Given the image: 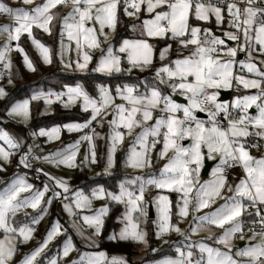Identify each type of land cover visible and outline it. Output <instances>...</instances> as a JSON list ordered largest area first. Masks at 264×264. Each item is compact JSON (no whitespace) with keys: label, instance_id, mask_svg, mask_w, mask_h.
<instances>
[{"label":"rangeland","instance_id":"374dc122","mask_svg":"<svg viewBox=\"0 0 264 264\" xmlns=\"http://www.w3.org/2000/svg\"><path fill=\"white\" fill-rule=\"evenodd\" d=\"M143 1L144 7L119 0H0V106L15 88L17 53L32 81L39 76L35 58L49 69L54 54L69 74L139 79L114 88L98 84L93 93L82 82L60 90L34 86L8 104L0 126V264H34L59 239L47 264H240L264 255L260 234L234 239L248 208L243 200L253 201L251 190L264 187V146L249 145L258 129L264 139V23L249 25L255 12L248 10L237 43L230 21L227 29L197 23L191 0ZM120 11L132 21V36L115 41ZM32 25L58 35L55 51L35 38ZM19 35L27 37L28 50ZM224 91L233 96L220 102ZM203 97L215 112L199 109ZM55 105L79 107L90 118L27 130L32 108L49 115ZM239 107L245 112L230 122V143L216 116ZM161 131L164 139L153 142ZM39 157L44 161L34 171L42 181L35 183L26 173ZM206 160L214 165L202 176ZM232 160L261 177L253 184L244 175L224 178L223 165ZM115 173V188L107 189L99 179ZM110 203L122 213L109 237L136 243L132 259L99 248ZM21 217L32 221L15 226Z\"/></svg>","mask_w":264,"mask_h":264},{"label":"trees","instance_id":"16d2710c","mask_svg":"<svg viewBox=\"0 0 264 264\" xmlns=\"http://www.w3.org/2000/svg\"><path fill=\"white\" fill-rule=\"evenodd\" d=\"M124 6V5H121ZM132 21L122 14V11L119 12L117 19V28H116V36L115 41L120 40L124 37L132 36L130 31ZM33 34L35 38H37L42 44L51 47L54 51L56 49L57 38L47 36L37 28H34ZM20 45L28 50L29 44L27 37H21L19 41ZM34 57V56H33ZM35 58V57H34ZM33 58V59H34ZM36 61V70L38 73V78L34 81L30 79L29 74L23 68L21 63V55L17 53L14 57L15 62V88L9 94V96L2 103L3 106H0V126L7 123L3 121L4 112L9 103L12 101L18 100L24 96L30 95V89L34 86L36 87H44V88H54L56 90L63 89L65 86L74 85L78 82H82L86 89L93 93L98 84H109L111 88L116 87L117 85H124L125 83H133L137 84L138 80L135 77H126L123 75H113V76H103L93 72H89L88 74L81 75L76 73H66L60 67V64L54 54L51 67L49 69H45L41 63L35 58ZM3 64V63H2ZM40 106H37L39 109ZM89 113L82 112L79 107H75L73 109H64L59 105H55L54 110L49 115H41L35 108H32V119L30 128L28 131H38L41 128H50L57 125H63L69 122H84L89 120ZM26 132L27 130L22 127ZM88 128H86L83 133ZM69 135L64 133V138H67ZM85 136V134H84ZM86 137V136H85ZM89 137V136H88ZM117 178V179H116ZM118 173L111 175L108 180L105 178L99 179V181L107 188L112 189L115 188L116 180H118ZM122 209L118 204L110 203L108 207V212L104 217L103 222V230L101 234V238L99 241V248L105 249L109 252H124L129 256V259H132L134 256L135 249L137 244L132 241H120L110 239L109 235L111 232L115 231L118 228L119 222L118 219L121 216ZM32 221L31 217H21L19 222H15V226H20L21 224H29ZM2 233L0 232V235ZM60 239L57 241V245L53 246L49 251H47L42 257H40L34 264H47L53 255H56L59 252V243ZM21 247H19L20 251ZM162 253V252H161ZM165 253V252H164Z\"/></svg>","mask_w":264,"mask_h":264},{"label":"built area","instance_id":"2783aa9c","mask_svg":"<svg viewBox=\"0 0 264 264\" xmlns=\"http://www.w3.org/2000/svg\"><path fill=\"white\" fill-rule=\"evenodd\" d=\"M121 5H129L130 3H138L143 0H119ZM154 2L155 0H149ZM166 3L171 4L176 0H165ZM192 1V8L195 10L197 5L203 4L207 6H222L227 7L229 5H234L237 8V13L234 11L229 16V27L228 30L234 33L236 37L237 43H240L244 23L246 20V13L248 10L254 11L255 15L253 17V21L255 25H260L264 23V0H191ZM127 12L131 13L133 10L130 7H127ZM0 16H4L3 13H0ZM8 63L3 62L2 67L5 68L2 71L1 77L6 78L9 76V72L7 71ZM52 100H56L57 96L52 94L50 95ZM65 99V97H62ZM168 102L165 101L164 105H167ZM198 107L203 112H215V106L206 98L203 97L198 102ZM244 109L242 107L234 109H228L223 113H220L216 116V123L219 129L229 130L230 129V122L233 118L238 117L244 113ZM156 114L162 116L163 118L166 117L162 112H156ZM244 127H248L249 123L245 121L243 123ZM185 127V125H184ZM91 128H88L85 131V136L88 137L90 134ZM164 139V131H161L154 139L153 142H158ZM85 141L81 142V145H84ZM258 145V141L256 139L251 141L250 146L256 147ZM215 154V153H214ZM43 158L39 157L36 161L32 163V169L26 173V178L28 180H32L35 183H40L42 181L41 177L37 175L34 171V167L38 164L43 162ZM235 166L234 162L227 163L223 168V175L228 177L231 173L232 167ZM248 212H250L253 217L251 220H246L243 223L242 230L240 233L236 234V238L240 239L243 235L249 233H256V234H264V205L259 202H254L253 204L248 205L247 208Z\"/></svg>","mask_w":264,"mask_h":264},{"label":"crops","instance_id":"0c3cea01","mask_svg":"<svg viewBox=\"0 0 264 264\" xmlns=\"http://www.w3.org/2000/svg\"><path fill=\"white\" fill-rule=\"evenodd\" d=\"M189 1V0H188ZM140 2H142V4H143V7H144V1H140ZM152 2V1H151ZM155 2V1H154ZM190 2V4H191V11H195V12H197V14H196V19H195V21L197 22V23H199V24H202V25H207L206 27H208V26H210L211 28H214V29H218L219 27H222V28H225V29H227V27H228V21H229V16L231 15V13L234 11V13H237V8H236V6H234V5H229V6H227V7H221V6H198L195 10H193V8H192V1H189ZM165 5H167V3H165ZM164 5V6H165ZM253 15V14H252ZM254 15H255V13H254ZM254 15L253 16H251L250 18H248V22H249V25H253V26H257V25H255V23H254V21H253V17H254ZM3 17V16H2ZM246 21H247V18H246V20H245V23H244V27H245V24H246ZM34 28H36L35 27V25H32V33H33V30H34ZM244 29V28H243ZM217 31V30H216ZM243 33V32H242ZM217 36H223V34L222 33H220V34H216ZM22 37V36H21ZM21 37H20V35L18 36V41L21 39ZM229 44L230 45H232L233 43L232 42H229ZM7 67H8V65H7ZM2 69H5V68H3L2 67ZM219 89H224V88H219ZM233 96V92H231V97ZM178 97V96H177ZM180 98V97H179ZM181 100H182V98H180ZM166 101V100H165ZM164 101V102H165ZM164 102H163V106L164 107H167V106H170V104H167V105H164ZM251 113H255V111L254 110H252L251 111ZM158 115V114H157ZM4 119V118H3ZM244 123V122H243ZM90 127V125L87 127V128H89ZM86 129V127L83 129V131ZM230 130V129H229ZM229 130H223V129H218V131H219V134H221L222 135V137H223V139H225L226 140V138L230 141L231 139H230V135H231V132L229 131ZM65 134H66V132H65ZM68 135V134H67ZM83 135H84V133H83ZM262 134H261V131L258 129V130H256V131H254L253 133H252V139L253 138H255L257 141H258V145H256L257 147H259V146H264V139H262V136H261ZM261 137V138H260ZM64 138V137H63ZM155 138V137H154ZM153 138V139H154ZM262 139V140H261ZM250 141V140H249ZM232 142V140L230 141V143ZM250 145V144H249ZM249 145H247V147H249ZM251 148V147H250ZM252 150L253 149H256V147H252L251 148ZM213 156H216V154H214L213 153ZM230 162H234L235 163V167L234 168H236L235 170H234V173H235V175L232 177L231 176V173H230V175L228 176V177H226V176H224L223 175V171H222V176L224 177V178H229V180L230 179H234V178H238V177H240L241 175H244V177H246V178H249L250 179V181H251V183L253 184L254 182H253V180L255 181V178L256 177H258V178H260L261 177V175H257V174H255V172H253L252 174L247 170V169H245V168H242L238 163H237V161L236 160H232V161H228L227 163H230ZM227 163H225L224 165H223V168H224V166L227 164ZM262 176H264V175H262ZM41 183V182H40ZM259 188H261L263 191H260V192H255L253 189L251 190V192H252V194L253 195H255L254 196V200L253 201H251V199H244L243 201H244V204L246 205V207H248V205H250V204H253L254 202H259V203H263L264 202V187H260V186H258ZM264 205V204H263ZM243 215V218H242V226H243V223L246 221V220H251L252 219V217H253V215L250 213V212H248V210H246V212H245V214L243 213L242 214ZM242 226H241V230H242ZM241 230L239 231V233L241 232ZM237 234V233H236ZM236 234L234 235V239H237L236 238ZM261 235L262 234H260L259 236L260 237H258V238H260L261 240H263L264 239V237H261ZM245 236V235H244ZM262 236H264V235H262ZM233 238V237H232ZM243 237H241L240 239H242ZM263 238V239H262ZM234 239H232V240H234ZM250 238H248V240H249ZM256 239V238H255ZM247 240V241H248ZM245 243H247V242H245V241H243V244H241L239 247H242V246H244L245 245ZM262 252H263V250H262ZM240 264H264V255L262 256V257H260L258 260L256 259L255 261H246V262H242V263H240Z\"/></svg>","mask_w":264,"mask_h":264},{"label":"water","instance_id":"95a60500","mask_svg":"<svg viewBox=\"0 0 264 264\" xmlns=\"http://www.w3.org/2000/svg\"><path fill=\"white\" fill-rule=\"evenodd\" d=\"M231 98V92L230 91H224V92H221L220 93V98H219V101L220 102H225V101H228L230 100ZM176 101L178 102H184L183 100H181L179 97H175L174 98ZM197 117L198 118H206L205 114L202 113V112H199L197 114ZM214 165L213 162H209L208 160L205 161L204 163V167H203V170H202V176H207L212 168V166ZM154 217V214H153V211L152 209L150 208V218H153Z\"/></svg>","mask_w":264,"mask_h":264}]
</instances>
